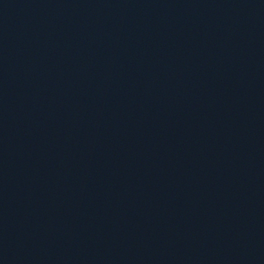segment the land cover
I'll list each match as a JSON object with an SVG mask.
<instances>
[{"label":"water","instance_id":"1","mask_svg":"<svg viewBox=\"0 0 264 264\" xmlns=\"http://www.w3.org/2000/svg\"><path fill=\"white\" fill-rule=\"evenodd\" d=\"M0 264H264V0H0Z\"/></svg>","mask_w":264,"mask_h":264}]
</instances>
